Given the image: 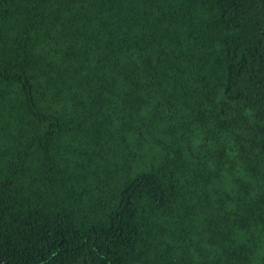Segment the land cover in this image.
Here are the masks:
<instances>
[{
  "label": "trees",
  "instance_id": "1",
  "mask_svg": "<svg viewBox=\"0 0 264 264\" xmlns=\"http://www.w3.org/2000/svg\"><path fill=\"white\" fill-rule=\"evenodd\" d=\"M0 264H264V0H0Z\"/></svg>",
  "mask_w": 264,
  "mask_h": 264
}]
</instances>
